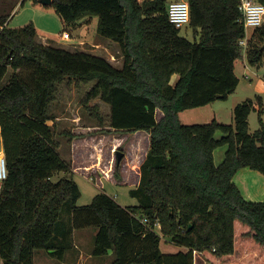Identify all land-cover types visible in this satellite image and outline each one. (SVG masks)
I'll use <instances>...</instances> for the list:
<instances>
[{"label":"trees","instance_id":"16d2710c","mask_svg":"<svg viewBox=\"0 0 264 264\" xmlns=\"http://www.w3.org/2000/svg\"><path fill=\"white\" fill-rule=\"evenodd\" d=\"M51 1L68 28L96 17V33L118 45L122 66L37 42L32 24L10 28L8 15L0 16V145L7 168L0 183V264H33L40 250L61 259L74 232L90 228L91 257L113 251L111 264H194V251L210 264H264V197L246 201L234 182L242 169L264 176L260 99L238 103L233 125H183L178 118L236 91L234 62L245 38L239 0H186L193 41L169 22L170 0ZM245 55L251 66L262 63L264 25L253 30ZM65 82L93 83L83 104L99 126L98 109L87 108L95 99L109 107L111 129L149 135L139 184L129 191L136 205L120 206L101 193L77 206L81 192L57 153L51 124L50 106ZM251 113L259 124L253 133ZM221 147L226 150L217 165L214 153ZM58 173L65 177L52 182ZM162 238L186 251L163 254Z\"/></svg>","mask_w":264,"mask_h":264},{"label":"rangeland","instance_id":"374dc122","mask_svg":"<svg viewBox=\"0 0 264 264\" xmlns=\"http://www.w3.org/2000/svg\"><path fill=\"white\" fill-rule=\"evenodd\" d=\"M23 2L24 5L21 6ZM2 15L10 16L7 20L10 28H21L25 25L32 24L36 30L37 36H41L37 37L36 41L46 45L53 44L57 46L56 43L58 42L64 44L58 47L62 46L69 51H83L106 58V51L109 50L113 52V59L110 58L109 62L114 67H121L122 58L120 54H115V51H119L118 46L112 45L111 41L104 40L96 33V17L89 18L86 21V17H84L77 22L79 26L77 25L76 29L68 28L57 16L52 6H42L38 2L35 3L33 0H0V16ZM64 31H66L72 39L71 43L69 40L62 42L63 40L60 39ZM252 32L253 30L250 29V35H252ZM179 34L189 41H193V30L189 25L183 27ZM42 37L43 40L41 39ZM76 41H81L82 44H76ZM110 47L112 49H110ZM9 74L10 72L4 78V82L9 77ZM234 74L239 80L235 94L229 96L226 100H218L210 107H200L198 109L183 111V114L188 115V119L185 120L184 115H182L179 120L180 123L183 125H203L215 120L221 124L233 125L232 112L238 103L246 99H255L257 96L259 97V95L262 96L264 102V57L259 66H251L247 62L245 53H242L240 59L234 62ZM92 85L93 83L75 86L71 83V85L68 86L67 82H65L63 85L57 87L55 101L50 106V113L54 117L60 118V123L57 124L59 130L69 131L71 135L72 132H75L70 142H68L65 137L59 138V136H55V139L59 143L57 153L65 162L69 163L73 170L75 167L82 168V171H78L79 173L75 172V174H72V179L78 185L81 192L77 206L89 205L93 197L101 193H105L113 199L115 198L122 206L136 205V201L129 197L131 187L128 188L106 183L103 179L94 180L93 177L89 178L87 177L88 175L84 173L86 170L84 168L86 166H95L96 168L93 170L99 169L101 171H107L108 168L111 167V171L108 173L110 181H112L113 178L118 179L117 173L119 175V172L125 168V165L132 170L138 152L145 151V144L142 142L139 143L140 146L132 142V144L136 146L135 149H133L132 146H130L129 137L125 134H121L123 137L119 139L120 144L117 145H115L116 143L112 140L111 136L104 134L111 132L108 127L109 107L99 99L90 102L87 108L95 106L98 109L99 115L103 120V125L99 126L97 121L89 116V112L84 108L83 98ZM214 115H216V118H214ZM74 119L77 121H73ZM73 122H78V125L74 126ZM248 124V129L251 133L258 129L259 124L256 113L250 114ZM85 127L91 128L86 134L84 131H80L82 129L75 130V128ZM103 127L108 128V130H104ZM79 132L82 133L78 134ZM73 140H75L74 144L72 143ZM73 145H75V158L72 153ZM225 150L226 147L216 149L214 154L215 163L217 165L221 163ZM116 151L125 152L127 155L126 159L123 157L117 170H115ZM72 158H74V163L72 162ZM84 174L86 177L83 176ZM63 177H65L64 173H58L52 178V182L55 183ZM262 180H264L262 174L250 169L240 170L234 178V182L240 190L242 197L246 201L254 203L263 200L264 185L262 184ZM155 231L159 232V227H156ZM94 235L95 230L92 228L76 230L73 234V243L71 247L64 252L61 259H53L47 255L45 251L40 250L34 253L33 264H111L114 260L113 251H109L107 255L102 257H90L93 249ZM161 247L164 249V245ZM197 256L198 255H195L194 260ZM199 256L200 257L196 259L194 264H200V262H202V264H210L205 257L202 255Z\"/></svg>","mask_w":264,"mask_h":264},{"label":"crops","instance_id":"0c3cea01","mask_svg":"<svg viewBox=\"0 0 264 264\" xmlns=\"http://www.w3.org/2000/svg\"><path fill=\"white\" fill-rule=\"evenodd\" d=\"M25 2V1H24ZM12 14V13H11ZM10 17V16H9ZM89 18H92V17H86L85 18V21L87 20V19H89ZM9 19V18H8ZM7 24H8V22H7ZM78 25V24H77ZM9 26V25H8ZM79 26V25H78ZM64 32H66V31H64ZM253 33V32H252ZM38 37H41V36H38ZM247 37H248V39L250 38V29H248V31H247ZM42 40H43V37L41 38ZM77 40V39H76ZM105 40V39H104ZM69 41H70V43H71V41H72V39L70 38L69 39ZM107 41H109V40H107ZM62 42H64V41H62ZM74 43V42H73ZM76 44H82V42L80 41H76L75 42ZM111 43V42H110ZM57 44V46H55V45H51V46H53V47H56V48H62V49H65V48H63L62 46H60V47H58L59 45H64V44H62V43H56ZM70 45V44H69ZM112 45H117V44H115V43H113L112 42ZM118 46V45H117ZM110 49H112L111 47H110ZM65 50H67V49H65ZM118 50H119V47H118ZM107 52V58L106 57H103L104 59H106L107 61H110V58L111 59H113V52H110L109 50H107L106 51ZM119 52V53H118ZM115 54H120V51H115ZM93 55H95V54H93ZM116 55V56H117ZM96 56H98V55H96ZM109 56V57H108ZM99 57H101V56H99ZM119 57V56H118ZM120 57H121V54H120ZM122 58V57H121ZM121 66H122V64H121ZM116 68H121V67H116ZM246 78V77H245ZM177 80V76H173L172 77V79H171V83L173 84L175 81ZM236 91H237V88H236ZM236 91L233 93V94H235L236 93ZM233 94H231V95H229V96H232ZM256 98H259L260 99V101H261V104H262V106L264 107V102H263V100H262V96L261 95H259V97L257 96ZM254 100V99H253ZM218 101V100H217ZM217 101H215V102H213V103H211V104H209V105H207V106H204V107H202V108H205V107H210V106H212V105H214ZM198 109V108H197ZM200 113H202V112H200ZM182 115H184V119L185 120H187L188 119V115H186V114H183V112H181V113H179V115H178V118H179V120L181 119V116ZM161 117V113L160 112H157V114H156V118L157 119H159ZM197 117V116H196ZM214 118H216V115H214ZM76 119V118H75ZM73 120V121H77V120ZM79 119V118H78ZM189 120H191V119H189ZM60 121V118H57V117H55V119H54V121H52L51 122V124H52V126L54 127V130H55V136H59V134L60 133H62V132H66L65 130H59L58 129V126H57V124L58 123H60L59 122ZM261 121H262V123H263V126H264V116L261 118ZM74 124V126L75 125H78L77 123L78 122H73ZM248 126H249V124H248ZM109 127V126H108ZM259 127V126H258ZM77 129H82V130H80V131H84V133L86 134L87 133V131H89L91 128H87V127H85V128H75V130H77ZM103 129L104 130H108V128H104L103 127ZM75 130H71V131H75ZM109 131H111V132H109V133H104V134H107L108 136H111L112 137V140L116 143L115 145H117V144H120V138L121 137H123L122 135L123 134H125L126 136H128L129 137V139H130V146H132V148L133 149H135V145H133L132 144V142H135L136 144H138L139 145V143H144L145 144V147H144V149H145V151L144 152H142V151H140V152H138V155L136 156V153H135V165L132 167V170H130V168L127 166V165H125V168H123L120 172H119V175H118V173H117V177H118V179H112V181H110V178L108 177L109 176V171H111L110 170V168H108V170L107 171H101V170H99V169H97V170H93V169H95L96 167L95 166H90V167H85L84 169H86L85 170V172L84 173H86V175H88L87 177H93L94 178V180L95 179H98V180H100V179H103L104 181H106V183H111V184H115V185H119V186H125V187H128V188H130V190H133V189H135L137 186H138V184H139V179H140V172H139V167H140V165H141V163L143 162V160H144V158H145V156H146V153H147V151H148V143H149V135L147 134V133H145V132H135V133H130V132H119V131H115L114 129H111L110 127H109ZM248 131H249V129H248ZM67 132H69V131H67ZM70 133V132H69ZM80 133H82V132H79L78 134H80ZM249 133H251L250 131H249ZM73 134H75V132H72V135ZM85 134H83V135H85ZM122 134V135H121ZM59 138H60V136H59ZM72 143L74 144L75 143V140H73L72 141ZM1 146V145H0ZM140 146V145H139ZM139 146H138V149H139ZM143 147V146H142ZM141 150V149H140ZM72 153H73V155H74V158H75V145H73V148H72ZM123 154H124V159H126L127 158V155H126V153L125 152H122ZM142 153V154H141ZM139 154H140V156H139ZM140 157V158H139ZM74 158H72V162H73V160H74ZM74 163V162H73ZM69 164V163H68ZM71 164V163H70ZM133 164V163H132ZM127 166V167H126ZM78 171H82V168H74V170L72 169V173L73 174H75V172H78ZM90 171V172H89ZM99 173H98V172ZM79 173V172H78ZM81 174H83V173H81ZM86 175L84 174L83 176H85L86 177ZM107 176V177H106ZM235 178V177H234ZM132 181H133V183H132ZM130 182H131V184H130ZM262 184L264 185V180H262ZM1 185V184H0ZM240 191V190H239ZM241 193V192H240ZM242 195V194H241ZM110 197V196H109ZM112 198V197H111ZM114 200L116 201V199L114 198ZM117 202V201H116ZM118 203V202H117ZM120 206H122L120 203H118ZM129 206H133V205H129ZM123 207H125V206H123ZM156 233H159V232H156ZM162 245H164V249H162ZM159 248H160V251L162 252V253H164V254H173V253H177V252H185L186 251V249L185 248H179V247H176L175 245H173V244H171V243H168L165 239H161V241H160V245H159ZM200 254H198V256L196 257V259L198 258V257H200L199 256ZM91 257V256H90ZM92 258V257H91ZM196 259L194 260V263L196 262ZM200 264H202V262H200Z\"/></svg>","mask_w":264,"mask_h":264},{"label":"built area","instance_id":"2783aa9c","mask_svg":"<svg viewBox=\"0 0 264 264\" xmlns=\"http://www.w3.org/2000/svg\"><path fill=\"white\" fill-rule=\"evenodd\" d=\"M139 2L149 0H138ZM238 11L241 16V22L245 29V38L239 42L242 53H245L247 47V31L248 29H258L264 25V5L255 0H239ZM167 15L169 22L177 29L185 27L189 23V6L186 0L172 1L167 6ZM63 41H68L70 36L64 32L60 37ZM0 172L4 174V178L0 179V183L7 178L6 160L3 148L0 146ZM145 222V221H143ZM193 255H198L193 252Z\"/></svg>","mask_w":264,"mask_h":264},{"label":"water","instance_id":"95a60500","mask_svg":"<svg viewBox=\"0 0 264 264\" xmlns=\"http://www.w3.org/2000/svg\"><path fill=\"white\" fill-rule=\"evenodd\" d=\"M38 3L41 4L42 6H50L51 0H38ZM115 156H116V166H118L121 160L123 159L124 154L120 151H116Z\"/></svg>","mask_w":264,"mask_h":264},{"label":"clouds","instance_id":"9594fccd","mask_svg":"<svg viewBox=\"0 0 264 264\" xmlns=\"http://www.w3.org/2000/svg\"><path fill=\"white\" fill-rule=\"evenodd\" d=\"M4 178V174L2 172H0V179Z\"/></svg>","mask_w":264,"mask_h":264}]
</instances>
